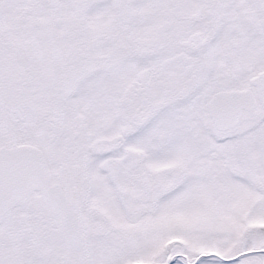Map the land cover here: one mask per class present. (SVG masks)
<instances>
[{
    "label": "snow or ice",
    "instance_id": "1",
    "mask_svg": "<svg viewBox=\"0 0 264 264\" xmlns=\"http://www.w3.org/2000/svg\"><path fill=\"white\" fill-rule=\"evenodd\" d=\"M0 264H264V0H0Z\"/></svg>",
    "mask_w": 264,
    "mask_h": 264
}]
</instances>
